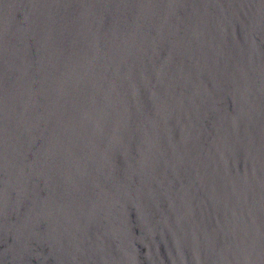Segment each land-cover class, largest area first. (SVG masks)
<instances>
[{"label": "water", "instance_id": "95a60500", "mask_svg": "<svg viewBox=\"0 0 264 264\" xmlns=\"http://www.w3.org/2000/svg\"><path fill=\"white\" fill-rule=\"evenodd\" d=\"M0 264H264V0H0Z\"/></svg>", "mask_w": 264, "mask_h": 264}]
</instances>
